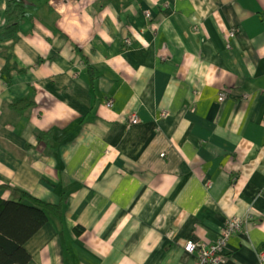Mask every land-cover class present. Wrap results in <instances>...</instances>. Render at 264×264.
Listing matches in <instances>:
<instances>
[{
    "label": "crops",
    "instance_id": "obj_1",
    "mask_svg": "<svg viewBox=\"0 0 264 264\" xmlns=\"http://www.w3.org/2000/svg\"><path fill=\"white\" fill-rule=\"evenodd\" d=\"M20 27L0 39V200L62 207L28 264H196L187 241L249 213L225 264H264V0H26Z\"/></svg>",
    "mask_w": 264,
    "mask_h": 264
},
{
    "label": "trees",
    "instance_id": "obj_2",
    "mask_svg": "<svg viewBox=\"0 0 264 264\" xmlns=\"http://www.w3.org/2000/svg\"><path fill=\"white\" fill-rule=\"evenodd\" d=\"M25 1L11 0L10 23L0 34L1 40L11 39L18 33L20 20L25 17ZM32 199V204L22 201L0 200V264H28L31 255L24 244L49 221L48 211L62 215L61 205L40 201L30 193L23 192ZM77 227L76 232H82Z\"/></svg>",
    "mask_w": 264,
    "mask_h": 264
},
{
    "label": "built area",
    "instance_id": "obj_3",
    "mask_svg": "<svg viewBox=\"0 0 264 264\" xmlns=\"http://www.w3.org/2000/svg\"><path fill=\"white\" fill-rule=\"evenodd\" d=\"M221 99H223V98H221ZM111 102H109V103H111ZM131 122L132 123L138 122V120H132ZM249 218L250 217L239 218L237 216L229 218L226 221V224L223 227L222 232H221V234H220V236L216 242L208 245L206 243L197 244L194 241L190 240V241L186 242L187 245H185V249L187 251L190 250L191 252L194 251L195 249H199L201 257H200L198 262H200L201 264H209V263H211V264H222L224 262V259H225L224 252L222 250H224V248L226 247V245L228 244V242L232 236L236 235L237 233H239L240 231H243L245 229V225L248 224ZM203 253L205 254L206 258H204ZM216 254L219 255V258L214 261ZM262 256L264 257V253H262Z\"/></svg>",
    "mask_w": 264,
    "mask_h": 264
},
{
    "label": "rangeland",
    "instance_id": "obj_4",
    "mask_svg": "<svg viewBox=\"0 0 264 264\" xmlns=\"http://www.w3.org/2000/svg\"><path fill=\"white\" fill-rule=\"evenodd\" d=\"M167 6H169V4L167 3ZM10 10H8L7 9V11H6V14H7V23H6V25H8L9 23H10V17H11V15H12V13L10 14ZM145 16L147 17V19H150V18H152V14L149 12V11H146L145 12ZM5 25V26H6ZM20 29H21V27L19 26V31H20ZM235 31V30H234ZM236 32V31H235ZM162 56V58H166L164 55H161ZM223 98V99H221V98ZM229 96H228V93H227V91L226 90H221L220 92H219V95H218V100L219 101H225L227 98H228ZM109 102H111V101H109ZM169 116V111L168 110H164V111H161V113H159V115L157 116V118L158 119H161V118H166V117H168ZM132 120H138V122H134V123H132L131 121ZM141 122V117H140V115L138 114V113H133L132 115H130V117H129V119H128V123L129 124H137V123H140ZM249 215H250V213H249ZM251 216V215H250ZM250 216H248V217H250ZM238 217V216H237ZM239 218H244V217H239ZM229 219V218H228ZM227 219V220H228ZM232 222V221H231ZM225 224H226V222H225ZM228 224V223H227ZM225 226V225H224ZM247 227V225H245V228ZM241 232V231H240ZM219 238V237H218ZM195 242V241H194ZM216 242V241H215ZM195 243H197V242H195ZM229 243V242H228ZM197 244H203V242H200V243H197ZM211 244H213V243H211ZM185 245H187V244H185ZM208 245H210V244H208ZM227 246H228V244L226 245V247L224 248V250H222L223 252H224V257H226V254H227ZM188 252H191L190 250L188 251ZM194 252H198V259H197V262L199 261V259H200V257H201V254H200V252H199V249H195L194 251H192V253H194ZM204 254V253H203ZM204 256V258H206V256H205V254L203 255ZM214 257V256H213ZM219 258V255H217L216 254V256H215V258H214V261L216 260V259H218ZM203 259V258H202ZM226 259V258H225ZM224 259V262L222 263V264H225L227 261ZM196 262V264H201L200 262H198L197 263ZM209 264H211V263H209Z\"/></svg>",
    "mask_w": 264,
    "mask_h": 264
},
{
    "label": "bare ground",
    "instance_id": "obj_5",
    "mask_svg": "<svg viewBox=\"0 0 264 264\" xmlns=\"http://www.w3.org/2000/svg\"><path fill=\"white\" fill-rule=\"evenodd\" d=\"M235 33H236V32H235L234 30H231V31H230V35H231L232 37L235 36ZM227 93H228V96H229L230 94H229L228 91H227ZM108 104H109V105H112V102H111V103H108Z\"/></svg>",
    "mask_w": 264,
    "mask_h": 264
}]
</instances>
